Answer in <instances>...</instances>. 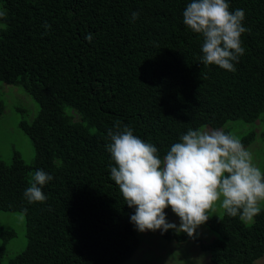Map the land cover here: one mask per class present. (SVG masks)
Wrapping results in <instances>:
<instances>
[{"label": "trees", "instance_id": "16d2710c", "mask_svg": "<svg viewBox=\"0 0 264 264\" xmlns=\"http://www.w3.org/2000/svg\"><path fill=\"white\" fill-rule=\"evenodd\" d=\"M190 2L0 0V82L39 105L34 120L19 125L33 161L18 152L9 164L0 158V212L27 209V245L7 264L129 263L140 246L130 222L135 210L110 178L106 149L117 121L161 158L189 129L224 127L227 134L231 120L264 124V0H227L230 11L244 10L250 29L234 72L201 63L202 37L183 24ZM3 112L0 100V120ZM254 137L239 138L246 147ZM36 170L53 179L42 189L47 200L28 204L23 193ZM261 209L252 223L209 214L206 241L173 229L153 233L166 242L197 241L213 264H254L264 256ZM14 237L0 230V264Z\"/></svg>", "mask_w": 264, "mask_h": 264}, {"label": "clouds", "instance_id": "9594fccd", "mask_svg": "<svg viewBox=\"0 0 264 264\" xmlns=\"http://www.w3.org/2000/svg\"><path fill=\"white\" fill-rule=\"evenodd\" d=\"M139 16L134 11L131 20L135 22ZM182 16L183 24L202 37L201 63L234 72L235 63L245 53L241 36L250 31L242 23L244 10L230 11L227 0H191ZM50 27L44 24L46 30ZM85 39L91 42L93 35L89 33ZM107 136L106 149L114 164L110 178L126 205L135 210L130 222L137 231L174 229L192 237L217 204L228 216H238L245 223H252L261 213L264 171L254 164L252 153L239 137L221 129H189L161 158L154 144L119 121ZM52 179L36 170L23 198L28 204L44 203L47 197L42 189ZM169 208L179 218V226L167 221L165 209Z\"/></svg>", "mask_w": 264, "mask_h": 264}, {"label": "rangeland", "instance_id": "374dc122", "mask_svg": "<svg viewBox=\"0 0 264 264\" xmlns=\"http://www.w3.org/2000/svg\"><path fill=\"white\" fill-rule=\"evenodd\" d=\"M0 100L4 103V112L0 120V158L9 164L14 154L18 152L26 163H31L34 157L33 144L19 128L18 123L21 120L31 122L39 110V105L22 88L1 82ZM18 106L23 109V112L16 110ZM226 125L230 133L237 137L254 131L253 142L245 148L252 153L254 164L263 171L264 124L260 120L248 123L236 119L229 121ZM201 129L212 128L205 126ZM215 207L216 211H209V214L220 215L224 212L218 204ZM261 208L264 209V205ZM165 215L168 222L179 226V218L172 213L170 208L165 209ZM201 226L196 229L194 234H201L206 241L207 236ZM0 230H13L15 233V237L7 243L6 252L2 258L1 264H7L10 258L21 252L27 245L24 215L22 213L0 212ZM173 231L175 230L173 229ZM136 234L140 240V246L127 264H213L210 261L209 253L202 250L198 242L193 239L177 244L174 241L162 240L153 231L141 233L136 230ZM254 264H264V256L256 260Z\"/></svg>", "mask_w": 264, "mask_h": 264}]
</instances>
